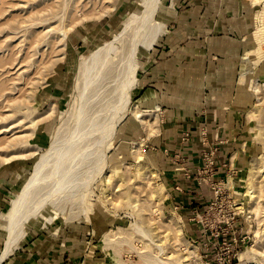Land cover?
Returning <instances> with one entry per match:
<instances>
[{
  "label": "rangeland",
  "instance_id": "374dc122",
  "mask_svg": "<svg viewBox=\"0 0 264 264\" xmlns=\"http://www.w3.org/2000/svg\"><path fill=\"white\" fill-rule=\"evenodd\" d=\"M143 1L0 0V255L22 233L14 222L60 209L51 223L32 220L12 255L42 239L75 249V264H264V0H245L247 47L201 101L190 140L201 143L202 165L184 173L183 199L154 157L164 130L142 87L167 33L141 62L113 135L104 143L93 131L120 101L119 79L93 80L83 63ZM19 191L23 213L12 221Z\"/></svg>",
  "mask_w": 264,
  "mask_h": 264
},
{
  "label": "crops",
  "instance_id": "0c3cea01",
  "mask_svg": "<svg viewBox=\"0 0 264 264\" xmlns=\"http://www.w3.org/2000/svg\"><path fill=\"white\" fill-rule=\"evenodd\" d=\"M164 1L160 16L167 24L165 46L157 50L160 61L143 79L150 84L144 82L142 87L148 86L153 107L158 105L159 109H154L164 130L163 142L154 144V157L163 156L169 177L177 183L183 199L184 173L194 167V174L196 166L202 165L201 143L190 140L194 134L200 135L201 101L218 86L223 88L222 75H228L233 61L247 47L250 12L245 0ZM162 146L166 153H162ZM186 186L193 195L198 194L199 189L194 190L190 182ZM46 241L33 240L4 264L76 263L75 249L56 240Z\"/></svg>",
  "mask_w": 264,
  "mask_h": 264
},
{
  "label": "bare ground",
  "instance_id": "6f19581e",
  "mask_svg": "<svg viewBox=\"0 0 264 264\" xmlns=\"http://www.w3.org/2000/svg\"><path fill=\"white\" fill-rule=\"evenodd\" d=\"M163 2L164 0L143 1L140 7L136 9L133 16L129 20H126L122 31L116 34L113 40L105 42L102 46H96L90 58L83 63V67L86 71L89 69L92 70L91 74L94 76L93 80H96L99 76L103 77L106 71H109L110 75L115 74L113 77L116 76L117 79H119L118 90L120 101L114 106L115 110L103 126L100 129H93V131L99 130L103 133L101 135V140L104 141V143L113 135L117 124L122 118L123 111L127 109V105L132 100L135 89L140 84L139 73L142 72L144 68L141 62L148 60L150 51L155 48L160 37L166 31V22L159 20L157 17L159 12L163 10ZM137 20L139 23L134 25ZM249 53L248 50L243 61L249 59ZM104 79L106 78L104 77ZM112 81L114 80H111V82ZM155 107L159 109L157 104ZM79 115L78 113L77 117H79ZM136 115L140 116L141 113L137 111ZM67 171L73 173L72 168H68ZM34 181L35 177L29 180L26 186H23V190L32 185ZM17 194L18 198L13 200L12 208L8 212V216H10L12 221L14 218L21 219L20 213H23L21 207L24 206L20 203L22 192L19 191ZM33 209L27 208V210H31L29 212H33ZM44 214L46 213L33 212V215L27 213V215L21 219L25 221L24 223H22L23 221L20 223L14 222L15 224L21 225L22 233L15 237L11 236L8 239L7 246L0 255V264H3L12 255L13 251L20 246L24 237H27L26 230L32 225V220L35 219L39 221L43 219L51 223L54 217L61 215V210H56V213L53 212L50 216Z\"/></svg>",
  "mask_w": 264,
  "mask_h": 264
},
{
  "label": "built area",
  "instance_id": "2783aa9c",
  "mask_svg": "<svg viewBox=\"0 0 264 264\" xmlns=\"http://www.w3.org/2000/svg\"><path fill=\"white\" fill-rule=\"evenodd\" d=\"M232 260H231V262L233 261V257L231 258ZM231 262H229V264H231Z\"/></svg>",
  "mask_w": 264,
  "mask_h": 264
}]
</instances>
